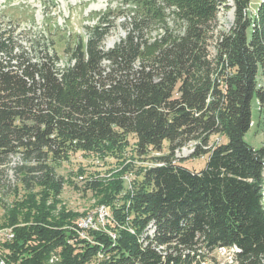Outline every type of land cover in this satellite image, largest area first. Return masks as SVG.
<instances>
[{
    "label": "trees",
    "instance_id": "16d2710c",
    "mask_svg": "<svg viewBox=\"0 0 264 264\" xmlns=\"http://www.w3.org/2000/svg\"><path fill=\"white\" fill-rule=\"evenodd\" d=\"M231 1L221 30L226 0H121L126 33L109 48L119 8L74 36L50 20L47 35L19 38L0 20V177L13 168L26 191L0 222L13 236L0 239L7 264H203L220 248L234 264H264V145L244 139L253 98L264 105V0L254 15ZM129 135L138 155L167 152L127 187L126 167L85 181L110 219L80 233L56 165L77 151L115 155ZM188 143L203 168L174 156Z\"/></svg>",
    "mask_w": 264,
    "mask_h": 264
},
{
    "label": "rangeland",
    "instance_id": "374dc122",
    "mask_svg": "<svg viewBox=\"0 0 264 264\" xmlns=\"http://www.w3.org/2000/svg\"><path fill=\"white\" fill-rule=\"evenodd\" d=\"M261 0H249L248 13L254 15ZM227 8L221 7L217 17V27L221 30H228L233 22L232 1L226 0ZM121 0H0V20L7 22V19L16 26L19 38H24V34H45L47 23L51 20L65 32L66 35L83 34L85 26H91L96 23L97 13L112 9L117 11L116 17L110 23L109 32L105 39V48L112 47L126 33L123 23L127 18ZM122 13H119V12ZM58 53L63 56L62 46H57ZM259 86L264 90V75L259 73ZM129 146L122 152L115 155H107L99 157L97 154L85 153L77 151L73 153L69 160L60 162L56 165V173L63 179L62 189L59 194L61 204L66 209L74 212L82 213L75 218L74 224L77 225L81 217H87L90 214H96L95 218L99 224L93 223L91 229L99 230L102 224L109 223V211L105 209L103 216H100V207L97 206L94 195L88 188L85 181L94 180L98 177L110 178L111 174L124 172L123 168H127L124 175L125 186L136 178L140 168L155 165V157L167 152V142L164 143L162 151H148L144 155L136 154L132 147L134 140L132 136H128ZM244 139L254 148L264 145V105H260L259 101L254 97L251 102V125L245 133ZM221 136H213L210 142L223 141ZM210 143V144H211ZM193 143H188L182 148L175 151L174 156L181 160V164L185 167L199 170L205 166V157H191L193 151ZM17 161V156L12 158V163ZM124 174V173H123ZM0 222H3L6 207L14 198H19L25 194L23 186L19 182H15L14 170L8 167L6 174L0 177ZM100 199V197H99ZM59 209V207H57ZM86 212V213H85ZM86 215H85V214ZM80 219V220H79ZM79 226V225H78ZM80 227V226H79ZM89 227H80L79 232L85 231ZM11 229H0V239H9ZM85 234V232H84ZM111 236H115L111 233ZM223 249V250H222ZM212 253H207L202 257L203 264H234L231 251L222 248ZM2 256L0 255V258ZM101 257V255H100ZM5 261V259L2 257ZM57 258L52 255L50 261ZM5 263H7L5 261Z\"/></svg>",
    "mask_w": 264,
    "mask_h": 264
},
{
    "label": "built area",
    "instance_id": "2783aa9c",
    "mask_svg": "<svg viewBox=\"0 0 264 264\" xmlns=\"http://www.w3.org/2000/svg\"><path fill=\"white\" fill-rule=\"evenodd\" d=\"M105 207H100V216H103V212L105 211ZM95 216H96V214H95ZM95 216H94V214H90L89 216H87V217H81V222H84V221H91V222H95V223H97V224H99V222H97L96 221V218H95ZM102 225H105V224H102ZM79 236L81 237V238H86V239H89V236L88 235H80L79 234ZM13 237V236H12ZM12 237H10L9 239H11ZM220 249H222V248H220ZM223 250V249H222Z\"/></svg>",
    "mask_w": 264,
    "mask_h": 264
},
{
    "label": "bare ground",
    "instance_id": "6f19581e",
    "mask_svg": "<svg viewBox=\"0 0 264 264\" xmlns=\"http://www.w3.org/2000/svg\"><path fill=\"white\" fill-rule=\"evenodd\" d=\"M79 225L84 228V227H92L94 226L93 223H89V221H84V222H81V220L79 221ZM83 235V234H81ZM9 237H12V234L9 235ZM0 264H7L5 263V261L3 259L0 258Z\"/></svg>",
    "mask_w": 264,
    "mask_h": 264
}]
</instances>
